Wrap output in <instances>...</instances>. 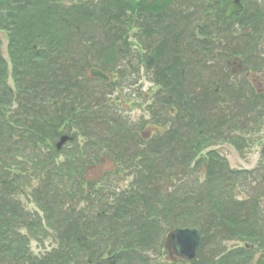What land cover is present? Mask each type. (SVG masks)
Returning a JSON list of instances; mask_svg holds the SVG:
<instances>
[{
	"label": "trees",
	"instance_id": "1",
	"mask_svg": "<svg viewBox=\"0 0 264 264\" xmlns=\"http://www.w3.org/2000/svg\"><path fill=\"white\" fill-rule=\"evenodd\" d=\"M166 2L167 0H101L99 3L94 0H0V31L7 35L10 60L9 69L0 52V165H3V171L6 170L5 166H10L4 158H10L14 149L17 152L23 151L13 145L17 135L15 130L23 127L27 130L18 137L21 143L19 146L28 149L32 154L34 174L48 183L55 177L61 178L65 172L63 166L55 165L54 157L44 156V150L54 151L48 142L59 136L61 123L66 120L62 115L51 116L46 111L51 107L44 106L46 102H58L56 99L61 94L59 91L66 87L64 83L68 80L67 73L73 70L70 69L74 61L68 58L73 53L72 48H64L60 52L62 47L70 46L65 37L70 41L89 37L88 31L92 27L99 28L103 38L111 41L107 50L102 49V53L108 57L113 56L116 60L122 55V45L117 43H123L128 32L123 21V17H127L125 13L131 12V18L144 13L142 11L154 12L156 7L164 8ZM61 53L67 57L65 62L60 68H53L49 56ZM168 69L171 70L170 67ZM184 105L186 117L193 115L199 117L197 120L200 123L204 120L214 123L215 120L208 116V110L201 101L195 103L194 100L190 106V100L184 98ZM72 106L73 104H69L64 110L56 108L54 113L66 112L70 116L74 114L70 110ZM74 111L79 112L76 108ZM13 115L16 116L17 123L14 122ZM21 115H30L31 127L21 125ZM199 142L202 143L200 136ZM17 164L25 172L24 166ZM157 176H162V173ZM213 177L212 174L209 175L208 198L214 193ZM61 192L59 189H40L35 192V204L43 211L44 218L25 212L13 200L9 205L4 199L0 201V264L5 261L6 264H17L25 259L30 264H136L143 260L139 258V250L143 247L141 242L153 241L164 229L187 224L182 223L181 219H173V212L181 206L177 197L170 195L167 200H163L149 190V201L145 196H140L129 202H119L112 216L98 222L90 231L79 225L77 220L81 217L71 207L65 211L63 209V219L56 214L53 216V208L59 207L64 199ZM200 198H195V206L200 204ZM262 201L264 202V189L253 195L249 201L239 204V214L227 206H221V219L220 207L217 203L210 202L208 217L194 223L199 224L203 234L208 236L212 231L221 228V221L225 222L240 215L242 228L238 236L234 232L232 235L248 240L264 251V226H259L264 221ZM135 205L138 207L135 211L126 209ZM19 225L27 226L25 235L16 233ZM37 228L52 230L58 244L56 249L40 257L34 256L28 247L30 238H36ZM200 254V264H235L234 260L223 262L209 256L214 259L211 262ZM235 257L240 258L244 264L250 262V254L243 250ZM81 259H84L83 263H80Z\"/></svg>",
	"mask_w": 264,
	"mask_h": 264
},
{
	"label": "rangeland",
	"instance_id": "2",
	"mask_svg": "<svg viewBox=\"0 0 264 264\" xmlns=\"http://www.w3.org/2000/svg\"><path fill=\"white\" fill-rule=\"evenodd\" d=\"M84 1V0H82ZM169 24H171L170 22H168ZM147 28H150V26L148 25ZM92 31L93 33L92 34H96V31H98V36L99 37H96L95 39L93 40H99L101 42H104V43H107L108 41L103 38V34H100V29L99 28H96L94 29L92 27ZM164 31L168 33L169 31V28H166L164 27ZM172 33H170V36H172V34H176V35H179L180 32L177 31V30H174L172 29L171 31ZM136 33V29H133L131 32H130V35L133 36L134 34ZM108 34H105L106 37ZM3 36L5 38H7V35L6 33H3ZM3 36L0 34V40L2 41V53L3 55H5V48H6V40L3 39ZM70 48L73 49V51L76 49L74 46H71ZM249 49L245 50L243 52V55H246L245 53L248 52ZM93 54V53H92ZM4 58H6V56H4ZM248 61V68L251 70V72H254L256 69H255V66L253 65L254 64V56L253 57H248L247 59ZM253 63V64H251ZM259 68L257 70H260L262 68H264L263 64H259ZM198 69H195L193 68V71H194V75L196 73ZM192 71V73H193ZM258 74V73H257ZM243 74L241 73H236V76L239 77V80L243 81ZM193 78L192 75L190 77V79ZM206 81V75L203 73V76H202V79L200 81V85L204 84ZM254 82V86L257 88V89H263L264 88V76L263 75H259L257 77H255V79L253 80ZM149 87V82L146 80V88ZM117 92V91H115ZM115 92L112 93V95H116ZM200 101H203L202 99H198L197 102H200ZM250 104V101L247 100L245 101L243 104H242V107H246V106H249ZM206 108H209L208 106H206ZM240 115V114H239ZM241 138H242V147H241V150L240 149H237L234 145L232 144H227V143H221L219 145L217 144H214L213 145V148L212 149H216L227 161V163L229 164L230 168L232 169H237V170H241V169H251V168H254L255 166H257V164L263 160L262 158V155H260V150L262 148H264V118H261L260 121L255 124L253 122H251V125H247V128L245 129V134L244 135H240ZM231 141V139H230ZM81 143V141H79ZM180 145L181 146V136L178 135L175 137V140H174V143L171 145L172 146V149L171 151L173 150V148H175L176 145ZM164 148V147H162ZM149 149H146L144 151V155L147 156V152H148ZM150 150H153L155 151V149L153 148H150ZM175 153V152H174ZM173 153V154H174ZM163 156H165L163 154ZM60 159H64V156H63V153H61V155L59 156ZM106 163V162H105ZM97 174L93 171V170H89L85 173V182H93L94 180L97 179ZM116 179L113 177V184H116L115 181ZM19 199H21L23 205L29 210V211H32V210H35L34 207H32L31 205H29V203L24 200L22 197L19 196ZM93 221V223L96 224V222H99L98 219L92 217L91 219ZM234 245H238V243L236 242H228L226 243V246L227 248H231L233 247ZM30 250L34 253V254H37V255H40L46 251H50L51 248L54 246V241L53 240H45L42 242H34L32 241L30 243ZM261 254L259 252L255 253L254 254V261H261L263 264H264V259L261 260Z\"/></svg>",
	"mask_w": 264,
	"mask_h": 264
},
{
	"label": "flooded vegetation",
	"instance_id": "3",
	"mask_svg": "<svg viewBox=\"0 0 264 264\" xmlns=\"http://www.w3.org/2000/svg\"><path fill=\"white\" fill-rule=\"evenodd\" d=\"M246 1V0H245ZM245 1H244V9L247 7V11L244 15V17L242 16H239L238 18H232L228 21V24L232 25L233 24V20L235 19H239V21L246 27L249 29L250 25L252 24V14L254 12V10H256L257 7L259 8H262L264 9V0H250L249 1V4L248 5H245ZM189 28H192L194 27V23L193 22H190L188 24ZM263 26H264V21H263ZM192 31V30H191ZM193 34L194 32L192 31L191 33H189V43L187 45V48H186V51L189 55H192V52H193V49H192V41H193ZM233 59L236 58V56H233L232 57ZM191 60V71L190 73H192V68H193V62H192V58L189 59ZM237 62V59L233 60V61H230V62H226V67H228V69L230 70L229 74L231 73H234L236 72L237 70H242V67H240V64L239 63H236ZM205 64H203V67H208L207 66V62H204ZM237 68V69H236ZM229 74H227L226 76L228 77ZM246 77H248V80L250 81V74L249 73H246ZM144 82V81H143ZM224 82V81H223ZM138 83H142V80H139ZM137 84V83H135ZM133 84V85H135ZM130 91V90H129ZM131 96H134L133 95V92H131V95L129 96L128 93L126 94V99L129 100V98ZM149 135V134H148ZM147 134L143 133V135H141L140 133L137 135V136H134V137H128L129 139V143L126 144V146L131 150L132 153H137V152H143L145 149H146V146H145V141H147L149 139V137ZM137 150H140V151H137ZM92 169L94 171H97L98 172V177L95 181H98L100 180L101 178V175L102 173L99 171L98 169V165H96L95 163L91 166ZM110 171L111 173H114L115 172V166L114 164L112 163L111 164V169L108 170Z\"/></svg>",
	"mask_w": 264,
	"mask_h": 264
},
{
	"label": "water",
	"instance_id": "4",
	"mask_svg": "<svg viewBox=\"0 0 264 264\" xmlns=\"http://www.w3.org/2000/svg\"><path fill=\"white\" fill-rule=\"evenodd\" d=\"M97 76L100 77V75ZM63 141L64 139L61 143ZM169 238L171 239L173 249L177 255L184 256L186 260L194 258V254L199 244V233L196 228L175 230L170 234Z\"/></svg>",
	"mask_w": 264,
	"mask_h": 264
}]
</instances>
